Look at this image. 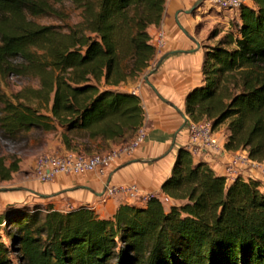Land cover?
Instances as JSON below:
<instances>
[{
    "label": "trees",
    "instance_id": "16d2710c",
    "mask_svg": "<svg viewBox=\"0 0 264 264\" xmlns=\"http://www.w3.org/2000/svg\"><path fill=\"white\" fill-rule=\"evenodd\" d=\"M71 3L80 22L66 31L32 18ZM166 0H0V85L32 77L12 99L0 90V131L64 129L67 151L90 142L129 143L143 124L140 98L118 90L155 57L148 29ZM239 9L240 23L204 54L203 85L185 97L190 121L227 123V151L264 162V0ZM103 88H102V87ZM45 112V113H42ZM85 142V143H84ZM19 171L0 157V182ZM254 179L226 185L180 148L161 192L144 207L120 205L110 219L89 206L8 205L0 213V264H264V191ZM9 240V244L4 239Z\"/></svg>",
    "mask_w": 264,
    "mask_h": 264
},
{
    "label": "crops",
    "instance_id": "0c3cea01",
    "mask_svg": "<svg viewBox=\"0 0 264 264\" xmlns=\"http://www.w3.org/2000/svg\"><path fill=\"white\" fill-rule=\"evenodd\" d=\"M195 2L166 0L161 24L148 29L153 46L156 33L164 31L166 47L160 54H155L151 66L141 76L118 89L135 94L141 100L144 111L142 127L146 132L142 144L130 156H122L103 177L96 174L58 176L43 183L33 174L17 184L12 180L0 182V213L8 205L33 200L52 204L54 209L62 212L86 205L100 218L110 219L120 205L144 207L150 196L159 198L163 205L170 204L161 192V185L171 175L178 150L186 148L188 143L186 129L190 120L185 113V97L203 85L205 26L225 23L227 12H231L220 14L222 10L216 8L219 15L206 13L201 18L202 14L191 12ZM228 134L225 126L217 132L218 149L192 155L194 161L206 163L216 175L226 177L228 162L236 155H247L246 151L234 152L224 148ZM109 146L111 149L119 147L115 143H109ZM63 151L66 153L64 148ZM129 186L136 187V200H130L122 192L106 198V188Z\"/></svg>",
    "mask_w": 264,
    "mask_h": 264
},
{
    "label": "rangeland",
    "instance_id": "374dc122",
    "mask_svg": "<svg viewBox=\"0 0 264 264\" xmlns=\"http://www.w3.org/2000/svg\"><path fill=\"white\" fill-rule=\"evenodd\" d=\"M198 1V0H196ZM205 1V0H204ZM204 1L199 7L196 8L194 13L202 14L201 18L206 16V13L217 14L215 7H208L204 4ZM202 7V9H201ZM55 9L58 13L52 16L37 17L32 18V20L39 25H52L58 27L62 31H66V26H72L80 22L79 13L71 3L63 2L55 5ZM207 10V11H206ZM206 11V12H203ZM230 10H222L220 14L225 13ZM226 17L228 20L225 23H215L214 25L205 26V35L203 43L204 47L207 50L215 46L218 40L225 35L228 31H235L236 25L239 24V10H231L227 12ZM200 20V19H199ZM201 27V26H199ZM198 27V28H199ZM206 52V51H205ZM137 78L130 81H135ZM126 82V83H127ZM39 81L36 78L32 77H15L10 76L4 79L0 85V90L7 97L12 99V97L24 88H38ZM102 87V86H101ZM103 88V87H102ZM127 89V88H126ZM13 100V99H12ZM45 113V112H42ZM227 123H224L217 130H214V133L217 135V132L223 130ZM56 126L54 131L44 132L41 130L32 129L28 132H20L15 137L4 136L0 131V157L5 158L6 164L17 160L19 171L12 175V182L17 184L22 182V180L33 175V165L34 162L43 155H63L65 147L62 142V134L64 129ZM85 143V142H84ZM116 144V143H115ZM121 147V144H117ZM90 149L84 150L83 147H79L75 151H67L66 153H74L79 155L91 156L95 154L107 153L111 150H115L119 147L111 149L108 142H99L93 141L90 142ZM248 156V155H247ZM259 167L249 168L246 170L243 175L244 178L254 179L260 182L261 191H264V162L258 163ZM252 177V178H251ZM226 185L229 183L226 182ZM35 204L46 205L48 203H35L31 200L29 203H20L17 204V207L28 206L33 207ZM165 210L169 209V203H164ZM5 210V208H4ZM3 210V211H4ZM5 242L9 244L8 239H4ZM11 259L14 263H17V260L14 256H11Z\"/></svg>",
    "mask_w": 264,
    "mask_h": 264
},
{
    "label": "built area",
    "instance_id": "2783aa9c",
    "mask_svg": "<svg viewBox=\"0 0 264 264\" xmlns=\"http://www.w3.org/2000/svg\"><path fill=\"white\" fill-rule=\"evenodd\" d=\"M208 7H215L219 10H239L243 6L252 7V0H205ZM155 54H160L166 47V35L159 30L153 40ZM188 143L186 149L195 155L201 152H213L218 149V137L214 133L211 122L203 120L200 122L189 121L187 125ZM145 129L141 126L137 129L131 141L115 150L107 153L91 156L65 153L63 155L40 156L33 165V174L40 182H49L58 176H76L82 174H96L103 177L122 156H130L143 142ZM259 167V165L248 158L246 154L236 155L228 162L225 173L226 182L232 183L237 177L244 180L247 169ZM248 179V178H247ZM124 193L130 200L137 199L135 186L126 188H106V198L116 194ZM151 197V196H150ZM149 199V198H148ZM167 201L168 199L165 198ZM105 201V200H103Z\"/></svg>",
    "mask_w": 264,
    "mask_h": 264
},
{
    "label": "water",
    "instance_id": "95a60500",
    "mask_svg": "<svg viewBox=\"0 0 264 264\" xmlns=\"http://www.w3.org/2000/svg\"><path fill=\"white\" fill-rule=\"evenodd\" d=\"M204 0H198L197 2H195V4L193 5L191 12L195 11L197 7H199L201 5V3ZM164 58L160 59L159 62L157 63V65L155 66V69L160 65V63L162 62ZM184 123H186V118L184 117Z\"/></svg>",
    "mask_w": 264,
    "mask_h": 264
}]
</instances>
